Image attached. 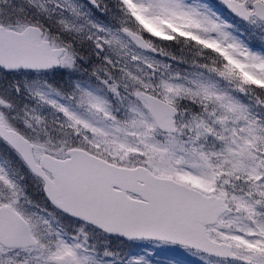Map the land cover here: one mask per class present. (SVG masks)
<instances>
[{
	"label": "snow or ice",
	"instance_id": "1",
	"mask_svg": "<svg viewBox=\"0 0 264 264\" xmlns=\"http://www.w3.org/2000/svg\"><path fill=\"white\" fill-rule=\"evenodd\" d=\"M0 264H264V0H0Z\"/></svg>",
	"mask_w": 264,
	"mask_h": 264
}]
</instances>
